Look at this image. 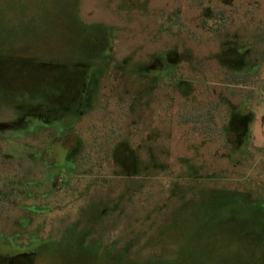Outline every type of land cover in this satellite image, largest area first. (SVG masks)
I'll return each instance as SVG.
<instances>
[{
    "label": "rangeland",
    "instance_id": "rangeland-1",
    "mask_svg": "<svg viewBox=\"0 0 264 264\" xmlns=\"http://www.w3.org/2000/svg\"><path fill=\"white\" fill-rule=\"evenodd\" d=\"M210 1L0 0V264H264V0H254L243 19L228 20L206 48L198 25ZM163 22L172 29H161ZM108 45L113 65L133 57L121 67L132 75L115 81L119 98L124 87L138 89L140 53L192 49L193 75L201 79L190 86L191 116L206 112L207 120L223 123L222 131L208 125L206 133L205 127L186 132L189 146L175 132L171 154L184 162L170 179L156 172V180L106 178L97 185L95 171L87 175L78 164L67 172L38 159L48 142L35 121L55 124L71 114L69 99L81 82L70 69ZM221 78L252 89L222 87ZM104 80L89 112L95 121L80 127L87 144V128H96L100 115L127 110L117 97L112 103L102 97L113 85ZM130 111L124 121L137 115Z\"/></svg>",
    "mask_w": 264,
    "mask_h": 264
},
{
    "label": "flooded vegetation",
    "instance_id": "flooded-vegetation-1",
    "mask_svg": "<svg viewBox=\"0 0 264 264\" xmlns=\"http://www.w3.org/2000/svg\"><path fill=\"white\" fill-rule=\"evenodd\" d=\"M213 1L208 2L207 9L202 11L203 13L201 15H206L205 22L198 25V29L201 32L203 31V41L205 40L207 43L205 44L206 48L211 46L213 42L212 37L216 38L218 33L225 30L228 20L234 23L233 20L237 16L243 19L248 14L249 8L256 6L257 3L254 0H249L248 5H243L238 0L239 3L233 5V0H218L222 8H214ZM198 7L201 6L199 5ZM242 8L246 12H237L238 10H242ZM172 24L177 28V31L179 30L178 33L182 32L184 34L183 30H181V23L177 22ZM213 24L214 27L212 26ZM167 25L165 23L161 29ZM173 25L172 27H174ZM168 26L172 29L170 25ZM163 31L161 32L163 33ZM191 33L194 34V31ZM203 41L199 40L197 42L201 43ZM175 47L172 46L168 49L161 47L163 50L159 51V49V52L140 53L141 58L138 60V72L134 73L137 74L138 78L137 91L135 93L133 91L129 92V89L124 87L121 89V97H118L119 93L116 96L126 106L127 110L124 112L125 114L117 116L104 113L100 115L96 128H87L92 135V139L88 144L87 142H82L83 140L79 134L83 133L84 130L80 129V127L89 126L92 121H95V119L89 118V112H91L93 105L95 107L97 103L96 95L98 94V89L102 91L105 78L111 79L113 81V88L110 86L108 94L102 97L106 98L108 102L116 98V90L114 87L118 81L125 75H132L131 72H122L121 67L132 62L133 57L127 56L120 58L118 60L119 65L117 66L113 65L117 60H115V55H111V51H99L101 55H91V58H88V64L73 65L69 72L75 81L80 80L81 87L78 88L75 97L72 96L69 99L72 103L75 101L72 104L73 108H69V113L72 111L71 114H63L55 124H45L42 120L39 122L35 121L41 127L42 132L45 133V143L48 142L46 148L41 149L37 155L42 165L59 166L67 172H74L79 164V167L88 170L86 174L90 170L91 172H97L96 177L92 181L97 183V185L102 183L101 180L106 178H134V180L140 182L151 180L152 178L156 180V172L169 174L170 176L167 175L169 179L173 177L174 174L171 173H173L174 167H182L184 162V160L181 162L180 159L177 162L173 160L170 144L175 141L174 133L177 132V138L182 137L184 141L187 140L188 143L186 144L188 145L191 143L189 141L191 135H185L186 132L196 135L198 129L200 131L202 127H205L204 133H206V127L208 125L210 127L214 125L215 128H221L219 131H222L223 125L220 122L215 123V125L213 120H207L206 112L200 113L195 118H192L191 110L194 106V100L191 103L193 92L190 86L193 83L194 77L201 79V76L198 78L193 75V69H196V64H194L192 49H188L185 53L181 54L177 51L178 45ZM150 54L152 55L149 56ZM93 57L98 58L92 59ZM204 69L199 71L202 72ZM120 76L122 77L119 78ZM234 78L236 80V77ZM221 79L224 80L221 84L222 87H230L232 89L245 87L252 89V87L242 86L236 82L225 83V78ZM238 80H241V78L237 77L236 81ZM115 81H117L116 84ZM206 84L211 87L208 89L215 96V87L209 82H206ZM132 96H136V98H131ZM158 106L161 109L155 113L154 109ZM206 106L205 111H208L209 104ZM214 107H216L215 104L211 106V112L213 110L217 112L219 105L216 109ZM102 108L100 107L99 111ZM144 108L146 110H143ZM130 110L136 111L137 115L130 116L132 122L129 120L124 121ZM145 111H149V115L143 116L145 115ZM229 129L237 137L233 124H230ZM31 133L32 131L28 134ZM218 136L222 137V133L220 132ZM128 138H134L133 142H129L130 139ZM235 139L237 144H243L241 140H238V137ZM199 144H202V142H199ZM108 169L111 170L112 174L104 175V171ZM124 174L128 175V177H125ZM70 175L72 176V174ZM87 177L89 178L90 176ZM81 178L84 177L81 176ZM182 178V176H179L176 182L178 180L181 181ZM78 196L80 198L87 197L86 193ZM112 211L116 212L115 210ZM117 214L122 215L124 213L117 212Z\"/></svg>",
    "mask_w": 264,
    "mask_h": 264
},
{
    "label": "trees",
    "instance_id": "trees-1",
    "mask_svg": "<svg viewBox=\"0 0 264 264\" xmlns=\"http://www.w3.org/2000/svg\"><path fill=\"white\" fill-rule=\"evenodd\" d=\"M201 21H202V23L205 22V16H204V15L201 16ZM82 22H83V21H82ZM163 23H165V22H163ZM83 24H84V22H83ZM85 26H86V25H85ZM108 35H109V33H108ZM110 48H111L110 45H108L107 48H104V51H111V52H112L113 50H110ZM124 176H125V177H128V175H126V174H124ZM130 176H132V175H130ZM178 186H179V185H178ZM121 197H122V196H121ZM120 199H122V198H120ZM259 200L261 201V203H264V198H260ZM263 215H264V214H263ZM262 226H263V225H262ZM262 231H263V233H264V226H263ZM124 253H127V252L124 251Z\"/></svg>",
    "mask_w": 264,
    "mask_h": 264
}]
</instances>
